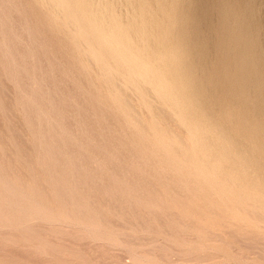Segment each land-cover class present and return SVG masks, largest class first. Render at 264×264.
<instances>
[{
  "label": "rangeland",
  "instance_id": "rangeland-1",
  "mask_svg": "<svg viewBox=\"0 0 264 264\" xmlns=\"http://www.w3.org/2000/svg\"><path fill=\"white\" fill-rule=\"evenodd\" d=\"M7 1H9V3ZM13 1H14V3H13ZM35 1L36 0H11V1L10 0H0V32H1L0 33V38H1L0 39L1 40L0 41L1 42L0 43V45H1L0 46V108H1L0 109V169H1L0 170V187L2 188V189H0V191H1L0 192V200H1L0 201V210H1L0 211V214H1L0 215V217H1L0 218V225H1L0 226V264H133V263L134 264H182V263L183 264H264V216L261 217V214L264 213V208L262 206H260L261 204L259 205V203L255 201L256 197L258 196V193L260 194L259 195L260 197H262V196L264 197L263 181H262V184L259 183L260 180H262V178L264 180V177H262V176H264V175H262V174H264V171H263L264 168L262 167L264 165V164H262V163H264V162H262V161H264V159H263V157H260L262 152H263L262 151L263 149L259 146L261 148V150H259L260 148L257 147L258 145H256L259 143L254 142V140H256V137L249 138L252 135H248L249 143L252 141L251 146L249 148L251 150L252 146L255 144V146L257 147L256 152L255 151L252 152V150L249 151L248 150L249 148H245L242 146L243 144H245L246 147L248 146V144H247L248 141L245 138L247 136H244V135L241 136L246 141L243 140L241 137L239 138V139H241L240 142H242V140L244 141V142H242V144L238 143V144H241L240 146L234 142V141L239 142V139L237 138L239 136L235 137L234 136L235 132L233 135L231 133L232 132L231 129L234 128L236 133L239 131L240 133L237 135L245 134V133H243L245 128H242L244 126H242V125L240 126L242 130L240 129V127H239V130L238 129L236 130V128H237L238 123L242 124V122H240L239 119L240 118L242 119V117H243L242 114H244V113H242L240 115H239V113L245 112L246 109H245V105L243 103H241V100H240V102H238L239 100H237V98H236V97H238L237 94L235 95L236 97H234L233 94L231 95V93L228 91L230 93L229 95H231V98L236 102L235 103L233 101V103L235 105L237 104L238 105L237 107H240V108H238L240 110H237V108H234L235 112H237L239 116L242 115V117L237 116V114H235V112L233 113L232 111H234V109L230 110V109H232L233 106L235 107V105L233 103H231L232 99L230 97H228L229 103L226 101L227 96H229V95H227L226 97L224 95L228 94L225 92V89H228V87H226V84H225V87H224V85H222L223 86V88H222L221 84L225 83V82L221 81V79H224V78H221V77H223L224 73L222 71L224 69H221V71L219 69L220 67L224 68V66H223V64H221L223 62L218 63V61H219L218 59L221 60V58H219L220 55L222 56L224 54V52H223L224 49L228 48V47L225 48L227 46L228 39H225V36H224V34L227 35L226 34L227 28L224 26H222L223 28H221V26H220V25H222V22L225 21V20H223L224 16H225V19L227 18L226 21L229 22V19L231 20V17H232V19L234 17L236 18L238 16V15L236 16V14H239V13L242 14L243 13L242 15L239 14V15H241L240 17L244 18L247 15L248 16L247 20H249V21L251 20V24L254 23L255 25H257L259 23L257 21H261L260 24H258L259 26L262 25L260 27H258V26L255 27L254 24H252L253 28L255 29L253 31V32H255V35H257L256 34L257 31L259 32V28L261 30V32H259V33H261V37H260V34H258L259 38H258V35L256 36L257 38H255V36L253 38L257 39V41H256L257 46L261 45L260 47H257V49H261V50L264 49V29H263L264 28V26H263L264 25V20H263L264 19V4H263L264 0L263 1L262 0H258V1L257 0H254V1L253 0H250V1L249 0L248 1H246V0L245 1L244 0H238V1L237 0H230L231 6H229V8L227 7L230 4L229 0H177V3H176L178 5V7H176L178 13L175 16L179 17L180 25L182 27L184 25L186 27L185 29H187L186 32H185V30L184 31L181 30V33L185 34V39L182 40L183 41L182 42L183 49L189 50V51L191 50L192 52L197 51V53H198V55H200V57L202 55H204L201 57L203 60L200 59V57H199L200 60L197 59L195 61V63H196L195 66H197L196 69H198L200 66L202 68H205V65L207 63L210 65V63H209L210 59H212V58L214 59V57H217L219 55L218 58L215 59V61L214 60L211 61L212 62L211 64L213 65L216 62V60H217V63L219 65L221 64L220 67H218L217 63L214 64V66L217 64L216 67H217L218 72H219L218 74L220 76L222 75L221 77H219L221 79L218 78L220 80V82L218 79L215 81L216 83H218V87H220V88H218V87L216 88L215 86L217 84L215 83L216 84L215 85L213 82V80H215L216 77L219 76V75H216L217 74L216 67L210 66V67H214V69L216 70V73L213 72V70H214L213 68H211L213 70L210 71V69H209L210 67H207L208 64L205 68L206 69L205 72H207L208 74L205 73L204 71L198 72L199 70H203L201 67L199 68V70H197V77H199V75H200V78H199L200 80H201V77L204 76L203 80L206 79V81H209V82H206V84H207L206 87L207 88L209 87L208 91L211 92L209 94H208V92L204 93L207 90V89L202 90V88H204L206 85L205 80L203 81L204 83H202V80L200 81L198 79L200 81L199 82L200 85H201V83L203 84L202 88H201L202 85L201 86L198 85L199 86L198 90H200V88H201V91H203V92L199 93L200 99L202 100L203 97H205L206 95H209L208 97L212 98L211 101L207 98L206 99L204 98L205 100L208 101V102L206 101V103L204 100H202V101H204L203 103L201 101L202 105H205V107L207 106L206 107L207 110H204L205 107L204 108H203V106L201 107V108H203V109H201L202 111L203 110L207 111V113L202 112L201 114H203L205 116L207 114L209 116L212 113V112L210 113V110L212 109L213 113L209 117L206 116V118L208 120L211 118V120L214 121L213 123H216L215 121H217V119L219 118L220 113L221 114L224 113L226 115L228 112L229 114L226 116L223 114L222 115L220 114L221 116L226 117V119H224L225 118L224 117L220 121L222 122V120L224 119L223 122H226L228 126L231 125L230 126L231 128L230 127L226 128L228 126L227 125L225 126L223 122H222L223 123V126H222L221 122L218 123L219 120L217 121V123L219 125L217 123H216L217 125L216 124L215 125L218 126V128H223V127L226 128V129H224L227 131V132L225 131L226 135H225L223 129L221 131V132H223V134L226 137L228 135L231 136L229 133L232 134V136H233L232 139L235 138L236 140H232L231 137H230V139L233 141V144L235 145L236 150H237V148H239L238 150L240 151L241 147L244 149H247V150H245L246 153L242 152L244 149L241 150L240 152L237 150L239 153H243L244 157L246 155H249L251 157V154H249V152L250 153L252 152L253 155L255 154L254 155L255 157L252 155L253 156L252 158L256 159V161L254 159L250 158L251 161L249 162L248 160H250V159L248 157L246 162L248 161L249 162L248 164H250V165H248L247 163H246V165H248L247 167L249 169L251 168V166H254V168L256 167V170H254V168H252L250 170L247 168L249 172H248V174H246L247 176L245 177V180L241 183L235 182V183L229 184L230 186L225 184V183H222L216 177H212L211 175L210 176L213 180L209 179L210 177H206L207 175L204 178V174L203 173L201 174L202 171H200V170L197 172L195 170V174L190 172L189 170H188L189 172L185 173L186 172L185 169L187 170V168L186 167L182 168V169H184V171H185L184 172L180 167L178 169L177 166H179V164L177 166L175 165V167H173V169L177 168V169H175V173L173 172L174 170H172V172H171V170H170V169H172L171 164H173V163H172V159H170V160L168 159L170 153H168V154L166 153L168 149L167 148L165 149V146L163 145L162 140H159L157 138L158 136L160 138V135H161L160 133L162 131L158 130L155 127H154V131H152L153 129H150V128H153L152 124H153V126H155V125H154V122L152 123V121H154V120H149V117H150V119H153V118L151 116L147 117L148 113L146 112V110L144 112V110H143L144 107L141 106L142 107V111H141L140 110L141 107L138 105L139 103L136 102L135 105H137V107L139 106V108H140L138 111L142 112L141 119L144 118V117H142L144 115L143 114V112H144L146 115L145 116L146 119H144V121H146V122H143V124H145V125H140V126H142V128H144L143 130H141L142 128L138 127L139 125L135 124L134 121H131V122H134L133 125L135 126V127H132L133 126L132 123L130 124L128 122V120L129 121L131 120L128 118L129 117L128 113L125 114V112H127V111L124 110L123 107L119 106L117 103H116L118 105L117 108L112 106V103L113 102L115 103V101L111 97L109 89L105 88V86L101 83V81L98 79V77L94 75L93 71L87 70L86 68H84L76 60V58L73 57V54H72L73 45L69 44V42L67 41V38L59 35L58 31L55 30L50 25H48L43 19V17H63V16L62 15L60 16V14H56L57 16H55V14L52 13V8L47 7L45 5L37 4V2H35ZM124 1H128V0H124ZM134 1L135 0H132V2H134ZM152 1L153 0H148V1L146 0V2H150V3H152ZM168 1L170 2L172 0H168ZM224 1H227L228 4L225 3ZM234 1L236 3H234ZM189 2H190V4H189ZM216 2H218V3H216ZM241 2H243V4ZM222 3L223 4L225 3L226 5L225 4L223 5ZM234 4L236 7L233 6ZM237 4H238V6H237ZM245 4H246V6H245ZM33 5H34V7H33ZM251 5H253V6H251ZM260 5L261 6L263 5L262 6L263 8ZM201 7H202V9H201ZM224 7L225 8L227 7V10H229L232 7V10H229L228 11L229 13H227V15H225L226 14L225 11H227V10ZM188 8H190V10ZM221 8H223L224 11ZM235 8H236V10H235ZM256 8H258V9H256ZM38 9H40V10H38ZM118 10H119L118 11L119 16H124V13L120 12L121 10L124 11V8L118 9ZM237 10H238V13H236ZM239 10H240V12H239ZM244 10L246 13L244 12ZM262 10H263V12H262ZM218 11H219V14H221L220 12L223 11L224 16H222L223 14L219 15L217 13ZM231 12H234L235 14L232 13L233 15L230 16V18H229L228 16L231 14ZM187 13L190 15H188ZM251 17L255 18V21ZM35 18H37V19H35ZM209 18H211V19H209ZM193 19H194V21H193ZM218 21H219V23H216ZM23 22H24V24H23ZM228 22L224 23V24H227V27H228ZM231 22H235V21L231 20ZM233 24H231V26L234 27L235 23H233ZM1 25H3V26H1ZM6 25H8V26H6ZM211 26L212 27L214 26V27L212 28ZM208 27H210V28H208ZM217 27H219V29ZM196 28H198V29H196ZM224 28H226V29H224ZM222 29H223V32L221 31ZM51 30H52V33H51ZM188 30L189 31L193 30L192 34H190L191 31L189 32ZM187 31L189 32V34L187 33ZM218 31H219V33H221V36L223 39L221 38L220 34L217 36ZM235 31H233V33L235 32V34L236 33L239 34L238 33L239 31H237V30H235ZM186 33H187V35H186ZM222 33H224V34L222 35ZM229 33H230V31L228 32V34ZM233 33H231V34H233ZM252 35H254V33ZM217 37H219V38H217ZM4 38H5V40H4ZM192 38L194 40L196 39L197 41L191 40ZM254 39L253 40L251 39V41H252V43L255 44V42H253V41H255ZM225 40H227V41H225ZM258 40H260V41H258ZM221 41L222 42L224 41V42L222 43ZM229 41L230 42L232 41L233 44L236 43L235 47H237L238 45L240 46V47L238 46L237 48H235L234 45H231V43L229 42V44L231 46H233L234 47L233 49H235V50H238V48L241 50L243 48L242 45L244 46V48H249V49L251 48L250 47L251 45H254V44L249 43V46L246 47L245 42H243V40L241 43L239 41H236V40H234L235 41V43H234V41L231 39H229ZM248 41H250V40H248ZM217 42H218V44H216ZM219 42H221L220 43L221 45H223L226 42V45L224 44L225 45L224 47H222L220 45L221 46L220 47ZM257 42L258 43L261 42V43L258 44ZM9 43H11L12 45ZM188 43H190V44H188ZM2 44H4V46ZM5 44H7V45L9 44L10 46L8 45L9 46L8 47ZM256 44L254 45V49H256L255 48ZM52 45L55 47V49ZM197 45L200 47H198ZM215 45L220 47L223 51L220 50L219 48H218L219 49V51H218L217 46L214 47ZM192 46L196 50L192 49ZM3 48H6V49H3ZM8 48H10V49H8ZM213 48H214V50H213ZM231 48L232 47H230V49ZM8 50H10V52ZM204 50H205V54H204ZM227 50H229V49H227ZM7 51H8V53H7ZM215 51H216V54L218 53L217 55L215 54ZM208 52H209V55H208ZM213 55H216V56H213ZM5 57H7V58H5ZM197 58H198V56H197ZM205 59H207L206 64H204ZM6 68H8V69H6ZM207 70H209V71H207ZM220 72H222L223 74H221ZM198 73H201V74H198ZM209 74H211L210 80L207 79L208 77L206 78V76H208ZM214 75H216V77ZM213 76H214V78L212 79ZM211 79H212V83L214 85L210 82ZM210 83H211V85H209ZM212 86H213V88L215 87V89H214L215 92H214L213 88H212L213 92L211 91L210 87H212ZM218 89L220 90V92H217V91H219ZM222 89H223V91H222ZM219 93L224 94L223 99L221 97L222 95ZM212 94H213V96H212ZM219 95H221V96H219ZM105 96L108 98H105ZM201 96H203V97L201 98ZM218 96L220 98H218ZM213 97H214L215 101L220 103V104L218 103L220 107L217 105L219 107V111L221 110L220 109L221 105H224L223 103H225L226 106L225 105L222 106V110L224 108V110L227 112L221 110L222 112H220L218 114L214 113V110L217 109V106H216L217 102L215 104L212 103L214 101ZM109 98H112V99H109ZM3 99L6 100L7 102L4 101ZM217 99H219V101ZM112 100H113V102H112ZM104 102L105 103L109 102L108 103L109 105L105 104ZM211 103L213 104V105H211V106H213V108L208 106ZM239 103H241V105L243 104V106H242V109L244 108L243 111L241 109V106H239ZM116 104H115V106H116ZM206 104H208V105H206ZM227 104L230 105L229 106L230 109L228 108ZM214 105H215L216 109H215ZM95 107H97V108H95ZM108 107L113 108V109L110 110V108L108 109ZM118 107H119V109L121 108L120 109L121 111L118 109ZM225 107H227L228 110ZM208 108H211V109L209 110ZM109 110H110V115H111V111H112V115L115 114L113 112L117 111L115 116L120 115L121 116L120 118H122L123 121L126 118H124L122 115L125 114V117L128 116L127 117L128 120L127 119L126 120H127V124L129 126L127 125V127L126 128L124 127V128L127 131L129 128L132 131L139 129L140 133H141V131L143 132V133H141V136H142V134H147V135H143L142 140H145L146 137H148V135L151 133L150 131L153 132L152 137L154 136V133H156L157 134L156 138H157V140L160 141V143L157 144L156 146H158V145L161 146V144H162L163 146L161 148H164L166 150V152L164 151V149L162 151V149H160L159 146L156 147V149L154 148L155 147L154 145L156 144V139H155V136H154V138H152L150 136L151 134L149 135L151 138L148 137L146 139L147 142L146 141H144V142H146L145 144L149 143L147 145L150 146L152 150H155V152H157L159 149H160V152L161 151H162V153L165 152L162 155H163L164 159H166L165 157H167V159L169 161H167V159H166V160H163V162H161L162 160H160V159L161 158L163 159V157H160L161 156V155H159L160 153L154 154L153 151L148 146H147V148L150 149L151 153H149V150H148L147 154H146L145 150H147V148H145L144 151L141 150V148L143 149V147L146 146L145 144H144L145 146L142 145L144 143V142L142 143V141H141V145L143 147L140 144H138L136 146L137 143H140V141H138V139L141 140V138H142V137L136 135V134H139V132H137L138 130L135 133L132 132V133H134V136H132L131 132L130 133L126 132V130H124L122 128L126 123L123 122L122 119H121V121H122L121 122L119 116L118 117L116 116L117 118H115V117H113L114 115L113 116L111 115L113 117L111 119V116H109ZM208 110H209V112H208ZM217 110L215 112H217ZM119 111L120 112L124 111V112H123V114L122 113L118 114ZM239 111H241V112H239ZM230 112H231V116L234 115L233 116L234 118L239 117V119L237 118L238 120L234 119L232 117L236 123L235 127H233L231 123L227 122L231 119V117L229 116ZM232 113H233V115H232ZM249 113H254L255 115L251 114V115H249L250 117H248V115L244 114V116L245 115L246 116L243 117V119H242L243 123L245 122L246 117H248L247 119H249V120H250V118H252L254 121H255V119H257L259 117L258 116L259 113H257L256 111L253 112V110H250ZM12 114H14V115H12ZM102 114H105V115L102 116ZM213 114H215L214 118L212 116ZM33 115H35V116H33ZM94 115H95V117H94ZM216 115H218V116H216ZM96 116H97V118H96ZM255 116H258V117H255ZM98 117L101 120H103L104 122L103 121L101 122V120H97V119H99ZM103 117H106L108 119L107 120H106V118L103 119ZM228 117H230V118L228 119ZM110 119H111L112 123H109ZM116 119H118L120 121V123L123 125H121ZM115 121L117 123L116 125L119 124L118 125L119 127H117L115 125L117 130H116L115 126L113 125L115 123ZM142 121H143V119H142ZM149 121H151V123H149ZM236 121H238V122H236ZM106 122L109 124H107ZM168 122H169L168 124L173 125L174 128L176 127L175 129L170 128L171 126H169V125H168V127L170 129L167 127L169 130L174 129L173 130L174 132L171 130L173 132L171 134V137L173 135V137L175 136V139H176V137L178 136V133L180 132V131H178L179 129L178 130H176V129L180 128V127H178V125L174 122H172L173 124H171L170 123L171 120ZM232 123L234 124V122H232ZM164 124H162V126L163 127L165 126L164 127V130H165L167 125L166 124L164 125ZM174 124H176V125H174ZM148 125H150V128ZM136 126H137V128H136ZM219 126H222V127H219ZM101 127L103 128V130ZM105 127H107L106 129L108 131L105 129ZM109 127L111 129L110 131H109ZM118 128H120V130ZM132 128H134L135 130H133ZM130 129H129V131H131ZM149 129H150V131H149ZM168 129H166V130L168 131ZM227 129L231 130V132H229ZM157 130H158V133L161 131L159 133V135L157 132H155ZM119 131H121L120 132L121 134L119 133ZM123 131H125V132H123ZM107 132H111L112 134L111 133L109 134ZM147 132H150V133H147ZM168 132H170V131H168ZM241 132H242V134H241ZM104 133H106V134H104ZM116 133H118V134H116ZM113 134L116 135V137H117V135L119 138L121 137L122 138V139L120 138L121 141L119 140L118 137L116 139V137ZM130 134H131V136H130ZM246 134H248V133H246ZM105 135L107 136V138ZM135 135H136V137H139V138L137 139L135 137ZM179 135H184L182 130L179 133ZM126 137L128 139H124L125 141H128L132 137H135L136 139L135 138L134 139L138 142H136L135 140H132V141L136 142L135 146H134V142L132 143L131 140L129 142L132 145L129 144V142L124 143L125 141L123 140V138H126ZM144 137H145V139H144ZM173 137H172V139H174ZM227 138H229V137H227ZM149 139H151V140L153 139V143H154L153 146L154 147L151 146L152 141ZM148 140L151 142H148ZM253 142H254V144H253ZM112 143H115V144H112ZM125 146H126V148H128L130 150L126 149ZM139 146L141 148H139ZM255 146H253V148H254V149L252 148L253 150H255ZM117 147H120L121 149H119V148L117 149ZM134 147H135V149H137V147H138L139 151L138 150L135 151ZM257 149H258L259 155H256V154H258ZM114 150L119 151L120 154ZM140 150L144 153L143 154L141 152L143 156H148V154L149 155L151 154L152 156L154 154V156H156V158H155L154 156L152 157L150 155L151 157L150 156L148 157L150 159H147V157H145L146 158L145 159L143 157V159H145L144 160L145 162L148 160L147 163L150 167L144 161H142L143 159H141V158L139 159L140 153H138V152H140ZM247 151H249V152H247ZM132 152L137 153V154H135V156H134V154ZM121 153H123V155ZM110 154H111V156H110ZM175 154L178 155V152L175 153V151H174V154H173V151H172V155L170 157H173V155H174L173 158H177V156ZM157 155H159L158 157H160V159H157L158 158ZM188 155H189V152L187 151V158L189 157ZM128 156H129V158H128ZM257 156H258V159L262 160L261 161L262 163L256 158ZM262 156H264V155L262 154ZM136 157H138V158H136ZM132 158L136 159V161ZM178 158H177V160L173 159V161H175L174 164L178 163V162L176 163V161H178ZM109 159H110V161H109ZM151 159L153 160L152 161L153 163H154V160L155 161L160 160L162 165L165 162L164 164L166 165V168L170 172L167 169H164L165 166L162 167L160 162L156 163V165H155V163H154V165L153 164L151 165L149 163V162H151L150 161ZM98 160H100V161H98ZM131 160H133V161H131ZM139 160H141V161L138 164L137 161H139ZM179 160H180V158H179ZM188 160L189 159H187L186 161H188ZM252 160L255 162L253 163ZM257 160L261 163L260 164L261 166L259 165L261 167L260 169H259V166H258V168L256 166V165H258L256 163V162H258ZM60 162H61V164H60ZM134 162H135V164H134ZM123 163H125V164H123ZM127 163H128V165H127ZM251 163H253L254 165L253 164L251 165ZM43 164H45V165H43ZM129 164H130V167H132V169L135 167V165H137V166L139 165L138 167H135V168H137L136 169L137 172L135 171V168H134V170H132L129 167ZM168 164H170V167L167 166ZM174 164H173V166H174ZM144 165H146L147 167ZM157 165H158L159 171H157ZM159 165H160V167H159ZM142 166H144V168ZM10 167H11V169H10ZM44 167H45V169H44ZM47 167H48V169H47ZM126 167H127V169H126ZM161 167L164 170L161 169ZM151 168L152 169L155 168L156 172H155V170L152 171ZM129 169H131V171H129ZM140 169L142 171H140ZM180 169L183 172V174L185 173V176H183ZM257 169H259L260 172H258L259 170H257ZM48 170H49V172H48ZM162 170H163V172H166V173H163ZM165 170H167V171H165ZM253 170L255 172L256 171L258 172V173H256V175H258V174L262 175V176H259L262 178H259L256 175H255L256 177L251 176L252 174H255L253 172ZM261 170L263 173L261 172ZM178 171H180L179 172L180 175H177ZM53 172H54V174H53ZM138 172H140L141 174H139ZM142 172L144 174H147V175H143ZM157 172H160V173H158L159 175L157 174ZM168 172H169V174H168ZM198 172H200L199 173L200 177H199ZM250 172H253V173L250 174ZM173 173L175 175H177V177L175 175H173ZM188 173H192L194 175L191 176V174L188 175ZM196 173L198 174V177H196V179L198 178L199 181L194 179ZM156 174L159 177L160 176H162V177L158 178L156 176ZM163 174H165V175H163ZM166 174L169 176H167ZM181 174H182L183 178L181 179V177H180V179H181L180 180L178 176H181ZM249 174H250V176H249ZM61 175H62V178H60ZM137 175H140V176H137ZM170 175L171 176L173 175V178ZM187 175L189 176L188 180L190 179L189 180V187L191 186V182H192V186L194 185L193 187H197V188H194V193H193V187L189 188L186 186V185H188V183H187L188 180L184 184L182 183L183 179L186 180ZM110 176H114V177H110ZM142 176L144 177V179ZM190 176H191V178H190ZM8 177H11L12 179L8 178ZM19 177L21 179H19ZM106 177L108 179L110 178L109 179L110 181ZM137 177L138 178L140 177V178L138 179ZM146 177H148L147 178V184L145 183ZM175 177H176V179H175ZM251 177L252 178L255 177V179L253 178V180H256L259 182L253 181L254 183H257V184L252 185V183L250 182V181H252ZM34 178L36 180L38 179V181H37L38 183L35 182L36 180H34ZM162 178H165V179H162ZM170 178H172V179H170ZM177 178L179 181H177ZM200 178L201 179L203 178L202 179L203 181ZM214 178H216L217 181H215L216 179L214 180ZM249 178H251V179H249ZM256 178L259 180H257ZM9 179H11V180H9ZM64 179H66L65 180L66 183L64 182ZM103 179H106V180L103 181ZM137 179L140 181L138 182ZM73 180H74V183H72ZM136 180H137V182H135ZM149 180H150V182H149ZM154 180H155V182H154ZM157 180H159V182ZM175 180H176V182H175ZM193 180H196L195 183ZM211 180H212V182H210V184H209L208 182ZM22 181L26 182V184L28 186L26 187L25 183L22 184L23 183ZM31 181L33 183H31ZM70 181H72V182L70 183ZM100 181L102 183H100ZM170 181L172 183H170ZM213 181L215 183H213ZM111 182H113V183H111ZM199 182H200V184H199ZM12 183H14V186ZM42 183H44V185L46 183V186H47V184H49L47 187H49V188L52 187L53 190H55V191H52V188L51 189L47 188V189H49V191H48L47 189H45L46 187ZM142 183H145V184H143L141 186L140 184H142ZM204 183H206V184H204ZM1 184H3V185L1 186ZM29 184L31 185V187H29L30 186ZM41 184H42L41 188L45 187L44 189H41L39 187V185H41ZM197 184H198V186H197ZM258 184H260V185H258ZM6 185L8 186V188L13 189L12 192H15V190H16V192H15L16 194L12 193L11 189H8ZM23 185H24V187L27 188L26 189L27 192L30 191V193H29L30 196L28 194V198H26L27 192L23 193L25 195V197L22 195V191L24 192ZM33 185H34V187H32ZM36 185H37V187H36ZM175 185H177L178 187L174 188L173 186H175ZM180 185H185V186H181V187H184L185 189L180 188V190H179ZM3 186H4V188H3ZM69 186H70V188H69ZM119 186H120V188H119ZM63 187H65V188H63ZM66 187L68 188V190H66L67 189ZM84 187H86V188H84ZM109 187H110V189H109ZM142 187H143L144 191H143ZM199 187H200V189H199ZM243 187L244 188L246 187L247 189H244ZM134 188H137V189H134ZM251 188L254 189L252 191H254L255 193L258 192L257 194H254L255 198L252 197L253 194H252ZM17 189H18V192H17ZM60 189H62V190L64 189L65 192L69 191V193H67V192L65 193L64 190H63V192H64L63 193L60 191ZM196 189H199V190H196ZM9 190L12 194H14V195L11 194L14 197H11V195L8 196L10 194ZM19 190H20V192H19ZM45 190L48 193L51 191L50 195H48ZM71 190H73V191H71ZM191 190H192V193H191ZM211 190H212V192H211ZM215 190H217V191H215ZM246 190L248 193L247 195L249 197H246L247 196L246 192H245ZM42 191H44V193H46L48 196H45L46 194H43ZM213 191H214V193H213ZM248 191H251V192H248ZM7 192H9V193H7ZM70 192L74 196H72L70 194ZM179 192L183 193V194H181L182 196H180ZM199 192L202 194H199ZM206 192H207V194H206ZM208 192H209V195H208ZM261 192H262V195H261ZM17 193H19L18 197L21 198V200H23V202H25L26 200H27V202H29L27 204L25 203V206L27 205L26 207L24 206V203L21 200H19L17 197H15V195L17 196ZM20 193H21V197H20ZM53 193H55V194H53ZM73 193H76V194H73ZM120 193H121V196H120ZM122 193L123 194L125 193L126 195H123ZM149 193H153V194H150V196H149L148 195ZM219 193H220V195H219ZM221 193L224 194L223 196H225L226 198L231 197V198H229L228 201L233 202L234 205L229 204V202L226 200L225 197L222 196ZM65 194H67V195H65ZM113 194H116L117 196L113 195ZM175 194H177V195H175ZM213 194L215 197L211 196ZM63 195H65V197ZM146 195H148L147 198H145ZM197 195H200V196H197ZM5 196L7 198H5ZM33 196H36V197H34L36 200L35 199L31 200V198H33ZM70 196H72V197H70ZM218 196L222 199H220ZM232 196H234V197L236 196V197L232 198ZM22 197H23V199H22ZM131 197H132V199H131ZM150 197H151V200H150ZM172 197H175V198H173L171 200ZM10 198L13 200V202L11 201ZM15 198L18 200L16 201ZM40 198H42V199H40ZM45 198H48V200H46ZM62 198L63 199L65 198L66 200L64 199V201L63 200L61 201ZM187 198H188V200H187ZM3 199H4V201H3ZM7 199H9V200L7 201ZM38 199H39L40 203H39ZM44 199L46 200V202H44L45 201ZM56 199L59 201L57 202ZM233 199L234 200L236 199V200L234 201ZM129 200H130V202H129ZM132 200H134V201L132 202ZM148 200H150V201H148ZM15 201H16V204H15ZM30 201L33 205L30 203ZM50 201H51V203H50ZM78 201H80V202H78ZM65 202L67 204L69 202H71V206L69 204L66 206ZM235 202H237V203L235 204ZM20 203H22V204H20ZM150 203H153V204H150ZM159 203H161V205L163 203V205L161 206ZM3 204H5V205H3ZM11 204L12 205L15 204L17 206L13 205V207H12ZM18 204H20L19 205L20 208L22 206H24L23 207L24 209L23 208L21 209L22 212H21L20 208L18 209V207H19ZM34 204L36 206H34ZM84 204H85V206H83ZM205 204H207L206 207H205ZM57 205H59V206H57ZM78 205H80V207ZM239 205H243L242 207L243 208L245 207V208L243 209ZM8 206H9V208H8ZM76 206H78V207H76ZM203 206L205 209H203ZM207 206L209 209H210V207L212 209L214 208L216 211L215 214H214V210H213V212H211L212 209L210 210V212H208L209 209L207 210ZM31 207L32 208L34 207L33 210H31L32 209ZM50 207H53V208L51 209ZM83 207H84V209H83ZM236 207H239V208H236ZM240 207L242 209H240ZM13 208H15V209H13ZM28 208L32 212H30V210H28ZM38 208H40V209H38ZM41 208H43V210ZM224 209H225V211H224ZM235 209H236V211H235ZM24 210H25V212H23ZM60 210H62V211H60ZM168 210H170V211H168ZM238 210H240L241 215H240ZM38 211H40V213ZM49 211H50V214H49ZM73 211H74V213H73ZM132 211H133V213H132ZM154 211L156 213H154ZM220 211H222V212H220ZM241 211L242 212L245 211V212L242 213ZM35 212H38V213H35ZM46 212H48V214ZM58 212H59V214L57 215ZM172 212H174L176 215H174ZM177 212H178V215H177ZM180 212H182V213H180ZM223 212H224V214H223ZM18 213H20V215ZM42 213H43V215H41ZM218 213H220V215H218ZM12 214H14V215L12 216ZM29 214H31V215H29ZM169 214L171 217L169 216ZM221 214L226 216V217L222 216ZM242 214H244L246 216V219H245L244 215L242 218ZM252 214H254V215H252ZM17 215H18V217H17ZM236 215H238V216L235 217ZM42 216H43V218H42ZM59 216H60V218H59ZM227 216H229V217L231 216V218H229ZM248 216H249V218H248ZM251 216H252V218H251ZM5 217H6V219H5ZM221 217H223V218L221 219ZM239 217H241V218H239ZM258 217H260V220ZM61 218L65 222L63 220H61ZM80 218H82V219H80ZM228 218L230 219V221L228 220ZM235 218H237V219H235ZM183 219H184V221H183ZM193 219H195V220H193ZM231 219H232V221H231ZM249 219H250V221H249ZM66 220L69 222H72V223L66 222ZM220 220H222V221H220ZM17 221H18V223H17ZM49 221H50V223H49ZM58 221L61 223H59ZM194 221H196V222L194 223ZM238 221H240V224H242L243 226L238 225V223L235 224ZM75 222H77V223H75ZM218 222H220V223H218ZM233 223L235 224V226L233 225ZM248 223H249V225H248ZM250 223H252V225ZM207 224H209L210 226L208 227ZM261 225H263V226H261ZM80 227H82V228H80ZM206 227H207V229H205ZM244 227L246 228L247 231L245 230ZM260 229H261V231H260ZM258 233H260L261 235L263 234L262 235L263 238ZM256 234H258V235H256ZM191 238H193V239H191ZM9 240H11V241H9ZM10 244H12V245H10ZM38 245H40V246H38ZM207 257H208V259H207Z\"/></svg>",
  "mask_w": 264,
  "mask_h": 264
},
{
  "label": "bare ground",
  "instance_id": "bare-ground-1",
  "mask_svg": "<svg viewBox=\"0 0 264 264\" xmlns=\"http://www.w3.org/2000/svg\"><path fill=\"white\" fill-rule=\"evenodd\" d=\"M11 1V0H10ZM148 1V0H147ZM238 1V0H237ZM245 1V0H244ZM246 1H248V0H246ZM250 1V0H249ZM254 1V0H253ZM252 1V2H253ZM258 1V0H257ZM263 1V0H262ZM6 2V1H5ZM8 3H9V1H7ZM35 2H37V4H40V5H45V6H47V7H50V8H52V13L53 14H55V16H57L56 14H60V16L62 15L63 17H43V19H44V21L48 24V25H50L51 27H53L55 30H57L58 31V33H59V35H61L62 37H65V38H67V41L69 42V44H71V45H73V52H72V54H73V57L74 58H76V60L84 67V68H86L87 70H91V71H93L94 72V75L95 76H97L98 77V79L101 81V83L105 86V88H107V89H109V92H110V95H111V97L114 99V101H115V103L113 102V100H112V106H114V107H116L117 108V106L119 105V106H121V107H123V109L124 110H126L127 112H125V114L126 113H128V115H129V119H131L130 121L128 120V118L127 117H125V114L124 115H122L124 118H126L127 120H128V122L131 124L132 123V125H133V123L135 122V124H138L139 126L138 127H141L142 128V126H140V125H145V124H143V122H146V121H144V119H146L145 118V110H146V112L148 113L147 114V117H149V116H151L153 119H150V117H149V120H154V121H152V123L154 122V125L155 126H153V124H152V127L153 128H150V125H148L149 126V128L150 129H153L152 131H154V127L155 128H157L158 130H161L159 133L161 134L160 135V138H159V136L157 137V134L156 133H154V136H155V139H156V144L154 145V143H153V139L151 140V139H149V140H151V141H149L148 140V142H151V146H153L155 149H156V147H160V149H162V151H163V149L164 148H161L163 145L165 146V149L167 148L168 150H167V152H166V150L164 149V151L168 154V153H170L169 154V160L170 159H172V163L174 164V162L175 161H173V159H176L177 160V158L179 157L180 158V160H179V158H178V161H176V163L177 164H174V166H173V164H171L170 162V164L172 165V169H170L169 167H170V164H168L167 166H169L168 168L171 170V172H172V170H174L173 172L175 173V169H177V168H175V169H173V167H175V165L177 166L178 164H179V166H177L178 167V169H179V167L182 169L183 167L185 168H187V170L185 169V171H184V169H182L185 173H187V172H192V173H194L195 174V170H196V172L197 171H202L201 172V174L203 173L204 174V178H205V176L206 177H210L209 179H212L211 178V176L212 177H216L219 181H221L222 183H225V184H227V185H229V184H232V183H235V182H237V183H241V182H243L244 180H245V177L247 176L246 174H248V165H250V164H248L250 161H251V159L250 158H252L254 155H253V151H255L256 152V148L257 147H261L263 150V152H264V49L263 50H261V49H257V47H260L261 45H259V46H257V44H256V41H257V39H254L253 37L255 36V38H257L256 36L258 35V34H260V37H261V33H259V32H261V30H260V28H259V32L257 31V35H255V32H253L255 29L253 28V26H252V24H254V23H252L251 24V20L249 21V20H247V18H248V16L246 17H240L242 14L241 13H239V14H241V15H239V14H236V16L239 18H233L232 19V17H231V20H234L235 22H231V20L229 19V22L228 21H226V19H225V16H224V14H223V11H224V9L223 8H221L223 11H221L220 13L221 14H219V11L217 12L219 15H222V16H224L223 17V20H225L224 22H222V25H220L221 26V28H223L222 26H224V27H226V28H224V29H226V31H227V35H225L224 33H222V35L224 34V36H225V39H228V42H227V46L225 47V48H227V49H229V50H227V49H224V51L220 48L221 46L222 47H224L225 45H226V42L223 44V45H221L220 43L222 42H219V46L220 47H218L217 45H215L214 47H216L217 46V50L219 51V49L220 50H222L223 52H224V54L221 56L220 55V57L219 58H221V60L220 59H218L219 61H218V63L219 62H223V63H221V64H223V66H224V68H221L220 67V65L217 63V60H216V62L215 63H217L218 64V67H220L219 69H220V71H221V69H224L222 72L224 73H222V72H220L221 74H223V77H221L218 73V69H217V64L214 66V64L212 65L211 63V61H215V59L216 58H218V56L217 57H214V59L212 58V59H210V61H209V63H210V65L208 64V66H207V64H206V60L208 59H205V63L204 64H206L205 65V68H206V66L207 67H210V66H214V67H216V70H217V74L216 75H219L218 77H216V75H214L215 77H216V79L215 80H213V82H214V84L216 83L215 81L219 78V77H221V78H224V79H221V78H219V79H221V81H223V82H225V83H223V84H221V86L222 85H224V87H225V84H226V87H228V89H225V92L226 93H228V94H226V95H224L223 93H219V94H221V95H219V96H221L222 97V99H223V95L226 97L227 95H229L230 93H231V95L233 94V96L234 97H236L235 95L237 94V96L238 97H236L237 98V100H239L238 102H240V100H241V103H243L244 105H245V109H246V111L245 112H241V111H239V112H241V113H239V115L240 114H242V113H244V114H246V115H248V117H250L249 115H255L254 113H249L250 112V110H253V112L254 111H256L257 113H259V117L258 116H255V117H258L257 119H255V121L252 119V118H250V120L249 119H247L248 117H246V119H245V122L243 123V121H242V119H243V117H245L244 116V114H242L243 115V117H242V115L241 116H239L238 115V113L237 112H235V109L234 108H237V110H240V109H238V108H240V107H237L238 105L236 104H234L233 103V99L231 98V95H229V96H227V99H226V101L228 102V97H230L231 99H232V101H231V103H233L234 105H235V107L233 106L232 107V109H230L229 108V104H227L228 105V108L230 109V110H233L234 109V111H232L233 113L235 112V114H237V116H239V117H242V119L240 118L239 119V117H237L236 115V117L239 119V121L240 122H242V124H240V123H238V125H237V128H236V130L238 129L239 130V127L242 125V126H244V127H242V128H245V130H244V132L243 133H245V134H242V132H241V134L242 135H237V134H239L240 132L238 131L237 133H236V131L234 130V128L233 127H235V121H234V119H237V118H234L233 116V113H232V115L233 116H231V112H230V117H231V119L229 120V121H227V122H229V123H231L232 124V128L233 129H231L232 130V132H231V130H228L229 132H231L233 135H234V132H235V137L236 136H239V137H237L238 139L241 137V136H247V137H245L246 138V140L248 141L247 142V144H248V146L246 147L245 146V144H243L242 146L243 147H245V148H249L250 146H251V143H252V141L249 143V139H248V135H252L251 137H249V138H253V137H256V140H254V142L255 143H259V144H256V145H258L257 147L255 146V144H254V142H253V146H255V150H253L254 148H253V146H252V148H251V150H252V152L250 153L249 151H251L250 150V148L248 149L249 151H247V152H249V154H251V157L249 156V155H246L245 157H244V154L243 153H239L241 150H243L244 148H240L241 150L239 151L238 149L239 148H237V150L239 151H237L235 148V145L233 144V141L232 140H236L235 138L234 139H232V134L231 133H229L231 136H227V137H229V138H227L225 135H226V133H225V131L226 130H224V129H226V128H229L231 125H227V123L226 122H223V120L224 119H226V115H228L229 113L227 112V111H225L224 110V108H223V110H222V106H226V104L225 103H223L224 105H221V110L222 111H225V112H227V114L225 115L224 113H222L223 115H225L224 117L223 116H221L222 114L220 113V112H222L221 110L219 111V102H217V101H215L214 100V97H213V100L215 101H213L212 103H216L217 102V104H216V106H217V109H216V107H215V105H214V107H215V109L217 110V112H215L216 110H214V113L216 114H218V113H220L219 114V118L217 119V121H218V123L219 122H221L220 120L222 119V118H224L223 120H222V122L224 123V125L226 126H228V127H223V128H218V126H216L218 123H217V121H215L216 123H213L214 121H212L211 120V118L208 120L207 118H206V116L207 117H209V116H211V114L213 113V110L211 109V108H208L209 110H210V115L208 116L207 114H206V116L205 115H203V114H201L202 112L203 113H207V111H204V110H207L206 109V107H205V105H202V103L205 101V103H206V101L207 100H205L206 98L207 99H209L210 101L212 100V98H209L208 96L209 95H206L205 97H203V96H201V98L203 97V99L202 100H204V101H202L201 99H200V95H199V93L200 92H203V91H201V88L203 87V84L202 83H204L203 81L205 80V84H206V82H209V81H206V79H204L203 80V77L204 76H202L201 77V80H202V83H201V85H200V75H199V77H197V70H199V68L201 67H199L198 69H196V67L197 66H195L196 65V63H195V61L198 59V60H200V59H202L201 57L202 56H204V55H202L201 57H200V55H198V53H197V51H194V52H192L191 50L189 51V50H184L183 49V47H182V40L183 39H185V34H183V33H181V30H185V32H186V30L187 29H185L186 27L183 25V27L180 25V21H179V17H176L175 15L178 13V11H177V9H176V7H178V5L176 4L177 3V0H172V1H168V0H153L152 1V3H150V2H146V0H135L134 2H132V0L130 1V0H128V1H124V0H36ZM188 2V1H187ZM204 2V1H203ZM219 2V1H218ZM218 2H216V3H218ZM225 3H227V1H224ZM12 3V2H11ZM13 3H14V1H13ZM17 3V2H16ZM210 3V2H209ZM224 3V4H225ZM229 5L227 6L228 8H229V6H231V2H230V0H229ZM234 3H236L235 1H234ZM242 4H243V2H241ZM246 3V2H245ZM254 3V2H253ZM189 4H190V2H189ZM198 4V3H197ZM211 4V3H210ZM221 4V3H220ZM223 4V3H222ZM223 4V5H224ZM228 4V3H227ZM239 4V3H238ZM238 4H237V6H238ZM259 4V3H258ZM262 4V3H261ZM264 4V3H263ZM212 5V4H211ZM215 5V4H214ZM218 5V4H217ZM226 5V4H225ZM241 5V4H240ZM31 6V5H30ZM44 6V7H45ZM208 6V5H207ZM220 6V5H219ZM218 6V7H219ZM233 6H235V4L233 5ZM245 6H246V4H245ZM249 6V5H248ZM251 6H253V5H251ZM261 6V5H260ZM263 6V5H262ZM261 6V7H262ZM33 7H34V5H33ZM37 7V6H36ZM41 7V6H40ZM223 7V6H222ZM227 7L225 8L226 10H227ZM236 7V6H235ZM240 7V6H239ZM244 7V6H243ZM124 8V11H120L121 13H124V16H119V10L118 9H123ZM220 8V7H219ZM238 8V7H237ZM263 8V7H262ZM261 8V9H262ZM180 9V8H179ZM189 10H190V8H188ZM197 9V8H196ZM201 9H202V7H201ZM209 9V8H208ZM207 9V10H208ZM213 9V8H212ZM218 9V8H217ZM256 9H258V8H256ZM38 10H40V9H38ZM183 10V9H182ZM181 10V11H182ZM229 10H232V7L229 9ZM229 10H227V11H225L226 12V14L225 15H227V13H229L228 11ZM235 10H236V8H235ZM47 11V10H46ZM49 11V10H48ZM51 11V10H50ZM200 11V10H199ZM202 11V10H201ZM242 11V10H241ZM33 12V11H32ZM205 12V11H204ZM224 12V13H225ZM236 12V11H235ZM239 12H240V10H239ZM244 12H245V10H244ZM249 12V11H248ZM252 12V11H251ZM256 12V11H255ZM262 12H263V10H262ZM207 13V12H206ZM235 14L234 12H231V14L228 16L229 18H230V16H232L233 14ZM236 13H238V10H237V12ZM246 13V12H245ZM259 13V12H258ZM36 14V13H35ZM188 14V13H187ZM204 14V13H203ZM208 14V13H207ZM260 14V13H259ZM10 15V14H9ZM188 15H190V14H188ZM261 15V14H260ZM51 16V15H50ZM59 16V15H58ZM251 16V15H250ZM42 17V16H41ZM203 17V16H202ZM2 18V17H1ZM187 18V17H186ZM194 18V17H193ZM220 18V17H219ZM251 18H253V17H251ZM258 18V17H257ZM23 19V18H22ZM35 19H37V18H35ZM41 19V18H40ZM188 19V18H187ZM192 19V18H191ZM195 19V18H194ZM194 19H193V21H194ZM205 19V18H204ZM209 19H211V18H209ZM243 19V20H242ZM254 19V21H255V18H253ZM260 19V18H259ZM184 20V19H183ZM196 20V19H195ZM217 20V19H216ZM262 20V19H261ZM264 20V19H263ZM23 21V20H22ZM21 21V22H22ZM33 21V20H32ZM30 22V21H29ZM227 23L228 22V27H227V24H224V23ZM231 22V23H230ZM257 22H259L258 24H260V22L261 21H257ZM7 23V22H6ZM216 23H219V21L218 22H216ZM230 23V24H229ZM233 23H235V26L233 27V26H231V24H233ZM22 24V23H21ZM23 24H24V22H23ZM44 24V23H43ZM183 24V23H182ZM186 24V23H185ZM221 24V23H220ZM257 24V23H256ZM255 25L254 24V26L256 27V26H258V27H260V26H262V25ZM27 25V24H26ZM200 25V24H199ZM206 25V24H205ZM212 25V24H211ZM219 25V24H218ZM217 25V26H218ZM226 25V26H225ZM234 25V24H233ZM1 26H3V25H1ZM6 26H8V25H6ZM22 26V25H21ZM210 26V25H209ZM216 26V25H215ZM232 28H231V27ZM264 26V25H263ZM30 27V26H29ZM212 27V26H211ZM214 27V26H213ZM212 27V28H213ZM192 28V27H191ZM208 28H210V27H208ZM207 28V29H208ZM211 28V29H212ZM218 29H219V27H217ZM195 29V28H194ZM196 29H198V28H196ZM264 29V28H263ZM28 30V29H27ZM54 30V31H55ZM201 30V29H200ZM199 30V31H200ZM214 30V29H213ZM230 31V33L228 34V32ZM235 30H237V31H239L238 33L239 34H235ZM4 31V30H3ZM41 31V30H40ZM189 31V30H188ZM187 31V33L189 34V32L191 31V33L190 34H192V31L193 30H190L189 32ZM212 31V30H211ZM222 32H223V29L221 30ZM225 31V30H224ZM233 31H235L234 33H233ZM6 32V31H5ZM4 32V33H5ZM31 32V31H30ZM50 32V31H49ZM48 32V33H49ZM195 32V31H194ZM213 32V31H212ZM254 33V35H252L253 33ZM1 33V32H0ZM3 33V32H2ZM51 33H52V30H51ZM187 33H186V35H187ZM214 33V32H213ZM231 33H233V34H231ZM252 33V34H251ZM197 34V33H196ZM202 34V33H201ZM220 34V36H221V33H219V31H218V34H217V36ZM205 36V35H204ZM191 37V36H190ZM209 37V36H208ZM8 38V37H7ZM217 38H219V37H217ZM221 38H222V36H221ZM258 38H259V35H258ZM1 39V38H0ZM3 39V38H2ZM55 39V38H54ZM210 39V38H209ZM216 39V38H215ZM223 39V38H222ZM229 39H231V40H236V41H239L240 43L242 42V40H243V42H245V46L246 47H248L249 46V43H251V44H254V43H252V41H251V39L253 40H255V41H253V42H255V44H256V46H255V48L256 49H254V45H251L250 47V49L249 48H244V46L242 45V47L244 48H242L241 50L238 48V50H235V49H233L234 47H235V41H234V43L235 44H233V42L231 41H229ZM4 40H5V38H4ZM191 40H194L193 38L191 39ZM196 40V39H195ZM194 40V41H195ZM205 40V39H204ZM208 40V39H207ZM218 40V39H217ZM221 40V39H220ZM248 40H250V41H248ZM261 40V39H260ZM260 40H258V41H260ZM1 41V40H0ZM197 41V40H196ZM209 41V40H208ZM225 41H227V40H225ZM262 41V40H261ZM4 42V41H3ZM9 42V41H8ZM193 42V41H192ZM210 42V41H209ZM224 42V41H223ZM222 42V43H223ZM229 42L231 43V45H234V47L233 46H231L230 44H229ZM248 42V43H247ZM1 43V42H0ZM5 43V42H4ZM258 43V42H257ZM259 43H261V42H259ZM258 43V44H259ZM9 44H11V43H9ZM8 44V45H9ZM188 44H190V43H188ZM206 44V43H205ZM216 44H218V42L216 43ZM239 44V43H238ZM3 46H4V44H2ZM6 46H8L7 44H5ZM12 45V44H11ZM232 47L231 49H230V47ZM1 46V45H0ZM10 46V45H9ZM8 46V47H9ZM53 46V45H52ZM198 46V45H197ZM211 46V45H210ZM239 46V45H238ZM237 46V47H238ZM253 46V47H252ZM12 47V46H11ZM54 47V46H53ZM198 47H200V46H198ZM237 47H235V48H237ZM240 47V46H239ZM7 48V47H6ZM6 48H3V49H6ZM15 48V47H14ZM188 48V47H187ZM219 48V49H218ZM253 48V49H252ZM8 49H10V48H8ZM45 49V48H44ZM54 49H55V47H54ZM192 49H195L193 46H192ZM2 50V49H1ZM196 50V49H195ZM202 50V49H201ZM206 50V49H205ZM205 50H204V54H205ZM208 50V49H207ZM213 50H214V48H213ZM212 50V51H213ZM226 50V51H225ZM9 52H10V50H8ZM8 51H7V53H8ZM199 52V51H198ZM222 52V53H223ZM200 54V53H199ZM211 54V53H210ZM215 54H216V51H215ZM218 54V53H217ZM216 54V55H217ZM208 55H209V52H208ZM216 55H213V56H216ZM197 56H198V58H197ZM4 57V56H3ZM9 57V56H8ZM199 57H200V59H199ZM207 57V56H206ZM212 57V56H211ZM5 58H7V57H5ZM203 60V59H202ZM201 60V61H202ZM200 61V62H201ZM199 62V63H200ZM65 63V62H64ZM202 63V62H201ZM200 63V64H201ZM13 65V64H12ZM202 65V64H201ZM19 66V65H18ZM222 66V67H223ZM13 67V66H12ZM214 67H210L209 69H210V71H212L213 69H214ZM9 68V67H8ZM8 68H6V69H8ZM202 68V67H201ZM205 68H202L203 70H199L198 72H205L206 71V69ZM211 68H213V69H211ZM208 69V68H207ZM216 70L214 69L213 70V72H215L216 73ZM13 71V70H12ZM207 71H209V70H207ZM2 72V71H1ZM205 73H207V72H205ZM212 73V72H211ZM23 74V73H22ZM92 74V73H91ZM198 74H201V73H198ZM204 74V73H203ZM208 74V73H207ZM214 74V73H213ZM212 74V75H213ZM6 75V74H5ZM210 75L211 74H209L208 76H206V78L208 79V80H210ZM22 76V75H21ZM214 76L212 77V79L214 78ZM200 81H199V80ZM212 79H211V83H212ZM218 79V80H219ZM4 81V80H3ZM218 82V81H217ZM219 82H220V80H219ZM211 83L209 84V85H211ZM222 83V82H221ZM204 84V85H205ZM213 84V83H212ZM213 84V85H214ZM217 84V85H216ZM215 85V87L217 88L218 87V83H216ZM220 84V83H219ZM201 86V88H200V90H198L199 89V86ZM208 85V86H209ZM10 86V85H9ZM207 86V84L205 85V87L204 88H202V90H204V89H207L204 93H206V92H208V94L209 93H211L210 91H208V89H209V87L207 88L206 87ZM220 86V85H219ZM215 87L213 88V86L212 87H210L211 88V91L213 92V90L215 89ZM212 88H213V90H212ZM218 88H220V87H218ZM222 88H223V86H222ZM5 90V89H4ZM217 90V89H216ZM219 90V89H218ZM222 91H223V89H222ZM221 91V92H222ZM230 93H229V92ZM214 92H215V90H214ZM217 92H220V90L219 91H217ZM216 92V93H217ZM224 92V93H225ZM203 93V94H204ZM218 94V93H217ZM75 95V94H74ZM202 95V94H201ZM216 95V94H215ZM6 96V95H5ZM212 96H213V94H212ZM211 96V97H212ZM218 96V98H220ZM27 97V96H26ZM81 97V96H80ZM89 97V96H88ZM217 97V96H216ZM215 97V98H216ZM28 98V97H27ZM105 98H108V97H106L105 96ZM112 98H109V99H112ZM205 98V99H204ZM229 98V99H230ZM239 98V99H238ZM9 99V98H8ZM13 99V98H12ZM93 99V98H92ZM4 100V99H3ZM218 101H219V99H217ZM4 101H6V100H4ZM12 101V100H11ZM111 101V100H110ZM201 101H202V103H201ZM209 101V102H210ZM222 101V100H221ZM220 101V102H221ZM230 101V100H229ZM2 102V101H1ZM7 102V101H6ZM136 102H138L137 104L141 107H144L143 108V110H144V112H143V116L142 117H144V118H142L143 119V121H142V119H141V115H142V112H140V111H138L140 108H139V106L137 107V105H135V103ZM208 102V101H207ZM235 102V101H234ZM237 102V103H238ZM105 103V102H104ZM109 103V102H108ZM108 103H105V104H108ZM111 103V102H110ZM118 105H117V104ZM204 103V104H205ZM206 104V105H208V106H210V107H212L213 108V106H211V105H213V104ZM219 103V104H218ZM229 103V102H228ZM230 103V104H231ZM236 103V102H235ZM241 103H239V106H241V109H242V106H243V104L241 105ZM3 104V103H2ZM115 104H116V106H115ZM5 105V104H4ZM27 105V104H26ZM109 105V104H108ZM107 105V106H108ZM7 106V105H6ZM106 106V107H107ZM203 106V108L205 107V109L202 111L201 109H203V108H201ZM142 107H141V111H142ZM4 108V107H3ZM21 108V107H20ZM95 108H97V107H95ZM110 107H108V109H109ZM226 109H227V107H225ZM1 109V108H0ZM111 109H113V108H110V110ZM115 109V108H114ZM118 109H119V107H118ZM121 109V108H120ZM119 109V110H120ZM244 109V108H243ZM243 109H242V111H243ZM6 110V109H5ZM10 110V109H9ZM110 110H109V116H111L112 115V111H111V115H110ZM209 110H208V112H209ZM228 110V109H227ZM229 110V111H230ZM236 110V111H237ZM30 111V110H29ZM102 111V110H101ZM121 111V110H120ZM118 112V114H120V113H122L123 114V112L124 111H122V112ZM201 111V112H200ZM219 111V112H218ZM14 112V111H13ZM20 112V111H19ZM26 112V111H25ZM35 112V111H34ZM106 112V111H105ZM117 112V111H116ZM116 112H113V113H115L116 114ZM27 113V112H26ZM30 113V112H29ZM95 114V113H94ZM115 114H113L112 116L113 117H115V118H117L118 116H119V118L121 117L120 115H116L115 116ZM215 114H213L212 116H213V118H214V115ZM12 115H14V114H12ZM103 115H105V114H102V116ZM107 115V114H106ZM25 116V115H24ZM33 116H35V115H33ZM111 116V119L113 118ZM216 116H218V115H216ZM215 116V117H216ZM12 117V116H11ZM19 117V116H18ZM94 117H95V115H94ZM230 117H228V119L230 118ZM234 119H233V118ZM96 118H97V116H96ZM99 118V117H98ZM104 118H106V117H103V119ZM12 119V118H11ZM14 119V118H13ZM27 119V118H26ZM108 118H106V120H107ZM111 119H110V122L109 123H112L111 122ZM121 119L122 118H120V121H121ZM125 119V120H126ZM216 119V118H215ZM233 119V120H232ZM237 119V120H238ZM97 120H101L100 118L99 119H97ZM119 123H120V121L118 120V119H116ZM123 121V119H122V121L123 122H125L126 124V126L124 125L122 128L124 129V130H126L125 128L127 127V120L126 121ZM171 120V124H173L172 122H174V123H176L177 125H178V127H180V128H177L176 130H178V131H180L181 132V130L183 131V133H184V135H179V133H178V136L176 137V139H175V136L173 137V135H172V137L174 138V139H172V137H171V134L174 132L173 130L176 128H174V126L173 125H170V124H168L169 122L168 121H170ZM12 121V120H11ZM103 120H101V122H102ZM121 121V122H122ZM131 121H134V122H131ZM211 121V122H210ZM22 122V121H21ZM104 122V121H103ZM108 122V121H107ZM106 122V123H107ZM114 122V121H113ZM221 122V123H222ZM232 122H234V124L232 123ZM236 122H238V121H236ZM39 123V122H38ZM109 123H107V124H109ZM149 123H151V121H149ZM148 123V124H149ZM166 124L167 126H166V129H168L169 127H168V125L169 126H171L170 128H174L172 131L171 130H169L168 129V131H170V132H168L166 129L164 130V127L162 126V124ZM223 123H222V126H223ZM228 123V124H229ZM97 124V123H96ZM117 123H116V121H115V123L113 124L114 126L116 125ZM121 124V123H120ZM164 124V125H165ZM176 124H174V125H176ZM216 124V125H215ZM244 124V125H243ZM16 125V124H15ZM98 125V124H97ZM111 125V124H110ZM119 125V124H118ZM118 125H116L117 127H119ZM121 125H123V124H121ZM131 125V126H132ZM219 125V124H218ZM221 125V124H220ZM18 126V125H17ZM82 126V125H81ZM109 126V125H108ZM116 126H115V128H116ZM129 126V125H128ZM130 126V127H131ZM173 126V127H172ZM222 126H219V127H222ZM104 127V126H103ZM112 127V126H111ZM125 127V128H124ZM132 127H135L134 125L132 126ZM168 127V128H167ZM102 128V127H101ZM107 127H105V129H106ZM113 128V127H112ZM136 128H137V126H136ZM140 128V129H141ZM231 128V127H230ZM119 130H120V128H118ZM130 129V128H129ZM129 129H128V131L126 130V132H136L137 130V132H139L140 130L139 129H134V128H132L133 130H135V131H132L131 129V131H129ZM144 128H142L141 130H143ZM146 129V128H145ZM150 129H149V131H150ZM221 129V130H220ZM222 129H223V131H224V133H225V135L223 134V132H221L222 131ZM240 129H241V127H240ZM102 130H103V128H102ZM107 130V129H106ZM111 129H110V127H109V131H110ZM113 130V129H112ZM115 130V129H114ZM116 130H117V128H116ZM156 130V129H155ZM158 130L157 131H155V132H157L158 133ZM234 130V131H233ZM242 130V129H241ZM108 131V130H107ZM146 131V130H145ZM144 131V132H145ZM152 131H150V132H147V133H150L149 135L152 137V134H153V132ZM247 131V132H246ZM112 132V131H111ZM111 132H107V133H111ZM117 132V131H116ZM121 131H119V133H120ZM123 132H125V131H123ZM227 132V131H226ZM134 133H132V136H134ZM141 133H143L142 131H141ZM141 133L139 132V134H136V135H138V136H140V137H142L141 138V140H139L138 138L139 137H136V135H135V137L138 139V141H140V143H137L136 144V142H138V141H136L135 139V137H132V138H130L128 141H125L124 139H128L127 137L126 138H123V140L125 141L124 143H128L130 140L132 141V140H135L136 142H134V141H132V143L134 142V146H135V144H136V146L138 145V144H140L141 145V141H142V143L144 142V141H146V139L149 137V138H151L149 135H148V137H146V139H145V137H144V139L145 140H142L143 139V135H147V134H142V136H141ZM159 133H158V135H159ZM246 133H248V134H246ZM104 134H106V133H104ZM108 134V135H109ZM112 134V133H111ZM116 134H118V133H116ZM121 134V133H120ZM127 134V133H126ZM125 134V135H126ZM186 134V135H185ZM85 135V134H84ZM114 135V134H113ZM175 135V134H174ZM106 136V135H105ZM111 136V135H110ZM109 136V137H110ZM115 137H116V135H114ZM113 136V137H114ZM130 136H131V134H130ZM154 136L152 137V138H154ZM86 137V136H85ZM117 137H118V135H117ZM117 137H116V139H117ZM129 137V136H128ZM159 139V140H162V142H163V145L161 144V146L160 145H158V146H156L157 144H159L160 143V141L159 140H157V138ZM230 137H231V139H230ZM104 138V137H103ZM106 138H107V136H106ZM112 138V137H111ZM119 138V137H118ZM121 138V137H120ZM120 138H119V140H120ZM135 138V139H134ZM242 138V137H241ZM87 139V138H86ZM115 139V140H116ZM122 139V138H121ZM230 139V140H229ZM243 139V138H242ZM110 140V139H109ZM240 140L241 139H239V142H237V141H234L236 144H238V143H241L242 144V142H244L243 140H245V139H243L242 140V142H240ZM245 140V141H246ZM91 141V140H90ZM121 141V140H120ZM159 141V142H158ZM257 141V142H256ZM111 142V141H110ZM118 142V141H117ZM147 142V141H146ZM146 142H144L142 145H144ZM155 142V141H154ZM158 142V143H157ZM94 143V142H93ZM116 143V142H115ZM115 143H112V144H115ZM123 143V144H124ZM153 143V144H152ZM85 144V143H84ZM83 144V145H84ZM122 144V145H123ZM129 144H131L130 142H129ZM147 144H149V143H147ZM147 144H145L144 146L145 147H143L142 145V147H143V149L139 146V148H141V150H143L144 151V149L145 148H147ZM241 144H238L239 146L241 145ZM120 145V144H119ZM132 145V144H131ZM4 146V145H3ZM109 146V145H108ZM112 146V145H111ZM114 146V145H113ZM238 146V147H239ZM97 147V146H96ZM115 147V146H114ZM121 147V146H120ZM120 147H117V149L119 148V149H121ZM150 149H151V147L150 146H148ZM259 147V148H260ZM125 148H126V146H125ZM149 148H147V150H145V152H146V154H147V151L149 150V153H151V151H150V149ZM153 148V149H154ZM187 148V149H186ZM258 148V149H259ZM261 148L259 149V150H261ZM48 149V148H47ZM50 149V148H49ZM96 149V148H95ZM124 149V148H123ZM126 149H128V148H126ZM125 149V150H126ZM159 149V148H158ZM157 149V150H158ZM160 149L157 151V152H155V150H152L153 151V153L155 154V153H157V154H159V155H161L160 157H163V155L162 154H164V153H162V151L160 152ZM258 149H257V153L258 154H256V155H259V152H258ZM89 150V149H88ZM128 150H130V149H128ZM133 150V149H132ZM131 150V151H132ZM134 150L136 151V150H138V147H137V149H135V147H134ZM140 150V152H138V153H140L139 155H140V157H139V159L141 158V159H143V157L145 158V157H147V159H150V158H148L150 155L148 154V156H143L142 155V151ZM245 150H247V149H244L242 152H245L246 153V151ZM18 151V150H17ZM114 151H117V150H114ZM124 151V150H123ZM134 151V152H135ZM139 151V150H138ZM172 151H173V154H174V151H175V153H177L178 152V155H176L177 156V158H173L174 157V155H173V157H170L171 155H172ZM177 151V152H176ZM187 151L189 152V157L187 158ZM261 151V152H262ZM118 153H119V151H117ZM122 152V151H121ZM134 152H132L133 154H134V156H135V154H137V153H134ZM142 152V153H141ZM254 152V153H255ZM262 152V154L264 155V153ZM88 153V152H87ZM116 153V152H115ZM124 153V152H123ZM123 153H121L122 155H123ZM129 153V152H128ZM131 153V154H132ZM182 155H180V154ZM8 154V153H7ZM120 154V153H119ZM125 154V153H124ZM144 154V153H143ZM154 154H153V156H154ZM191 154V155H190ZM262 154H261V156L260 157H263V159H264V156H262ZM83 155V154H82ZM92 155V154H91ZM101 155V154H100ZM159 155H157V157L159 156ZM253 155V156H252ZM85 156V155H84ZM110 156H111V154H110ZM133 156V155H132ZM137 156V155H136ZM142 156V157H141ZM152 156V155H151ZM150 156V157H151ZM152 156V157H153ZM165 156V155H164ZM3 157V156H2ZM13 157V156H12ZM107 157V156H106ZM119 157V156H118ZM126 157V156H125ZM155 158H156V156H154ZM160 157H158L157 159H160ZM248 157H249V159L250 160H248L247 162H246V160L248 159ZM255 157V156H254ZM259 157V158H260ZM110 158V157H109ZM128 158H129V156H128ZM136 158H138V157H136ZM166 159H167V157H165ZM186 158V159H185ZM257 159H258V156L256 157ZM132 159H134V158H132ZM146 159V158H145ZM145 159H143L142 161H144ZM154 159V158H153ZM166 159H164V157H163V159L161 158L160 160H162L161 162H163V160H166ZM167 159V161H169ZM187 159H189L188 161H186ZM252 159H254V158H252ZM95 160V159H94ZM93 160V161H94ZM112 160V159H111ZM130 160V159H129ZM135 161H136V159H134ZM138 160V159H137ZM160 160H158V161H155L154 160V163H155V165H156V163H158V162H160ZM255 161H256V159H254ZM260 162L262 161V160H260V159H258ZM257 160V161H258ZM4 161V160H3ZM70 161V160H69ZM98 161H100V160H98ZM109 161H110V159H109ZM113 161V160H112ZM131 161H133V160H131ZM140 161L141 160H139V161H137V163L139 164L140 163ZM151 162L153 161L152 159L150 160ZM255 161H253L252 160V162L254 163ZM256 162L258 165H256L257 166V168H258V166L262 163V162H264V161H262L261 163L260 162ZM114 162V161H113ZM145 162V161H144ZM148 160L145 162L147 165H148ZM149 162L151 165L153 164L154 165V163L152 162ZM160 162V164H161V166L163 167V166H165V168L164 169H167L166 168V165L163 163V165H162V163ZM9 163V162H8ZM92 163V162H91ZM97 163V162H96ZM130 163V162H129ZM168 163V162H167ZM246 163L248 164V165H246ZM253 163H251V165L253 164ZM60 164H61V162H60ZM123 164H125V163H123ZM133 164V163H132ZM134 164H135V162H134ZM133 164V165H134ZM143 164V163H142ZM141 164V165H142ZM262 164H264V163H262ZM5 165V164H4ZM43 165H45V164H43ZM52 165V164H51ZM127 165H128V163H127ZM254 165V164H253ZM35 166V165H34ZM39 166V165H38ZM121 166V165H120ZM119 166V167H120ZM139 166V165H138ZM137 165H135V167H138ZM144 166H146V165H144ZM144 166H142L143 168H144ZM149 166V165H148ZM261 166V165H260ZM259 166V169L261 168ZM129 167H130V164H129ZM134 167V168H135ZM147 167V166H146ZM145 167V168H146ZM150 167V166H149ZM159 167H160V165H159ZM161 167V169H163ZM250 167V166H249ZM263 168H264V165L262 166ZM7 168V167H6ZM125 168V167H124ZM131 169H132V167H130ZM134 168L132 169V170H134ZM142 168V169H143ZM156 168V167H155ZM152 169L151 168V170L153 171V170H155V172H156V169ZM248 168V169H247ZM252 168H254V166H251V168L250 169H252ZM10 169H11V167H10ZM37 169V168H36ZM44 169H45V167H44ZM47 169H48V167H47ZM103 169V168H102ZM126 169H127V167H126ZM131 169H129V171H131ZM136 169L137 168H135V171H136ZM160 169V170H161ZM163 169V170H164ZM181 169H180V171H181ZM249 169V170H250ZM259 169H257V170H259ZM1 170V169H0ZM79 170V169H78ZM88 170V169H87ZM163 170H162V172H163ZM168 170V169H167ZM167 170H165V171H167ZM189 170V171H188ZM254 170H256V167L254 168ZM253 170V172L255 173V174H252L253 172H250V174H252L251 176H255L256 175V173H258V172H260V170L257 172H255ZM8 171V170H7ZM64 171V170H63ZM123 171V170H122ZM126 171V170H125ZM140 171H142L141 169H140ZM148 171V170H147ZM157 171H159L158 170V165H157ZM169 171V170H168ZM180 171H178V173L180 172ZM252 171V170H251ZM264 171V170H263ZM48 172H49V170H48ZM102 172V171H101ZM124 172V171H123ZM137 172V171H136ZM154 172V173H155ZM161 172V171H160ZM160 172H157V174L158 173H160ZM170 172V171H169ZM169 172H168V174H169ZM261 172H262V170H261ZM4 173V172H3ZM8 173V172H7ZM86 173V172H85ZM114 173V172H113ZM135 173V172H134ZM133 173V174H134ZM139 174H141L140 172H138ZM152 173V172H151ZM163 173H166V172H163ZM173 173V175H175ZM177 173V175H180V173L178 174ZM181 173L183 174V172L181 171ZM185 173L183 174V176H185ZM192 173H188V175L189 174H191V176L192 175H194V174H192ZM200 172H198V174H199ZM263 173V172H262ZM12 174V173H11ZM18 174V173H17ZM16 174V175H17ZM53 174H54V172H53ZM126 174V173H125ZM137 174V173H136ZM142 174L143 175H147V174H144L143 172H142ZM153 174V173H152ZM151 174V175H152ZM156 174V176L158 177V178H160V177H162V176H158ZM172 174V173H171ZM182 174H181V176H178L179 177V179H180V177H181V179L183 178L182 177ZM198 174L196 173V175H195V178L194 179H196V177H198ZM250 174H249V176H250ZM261 174V173H260ZM20 175V174H19ZM47 175V174H46ZM59 175V174H58ZM80 175V174H79ZM122 175V174H121ZM131 175V174H130ZM161 175V174H160ZM163 175H165V174H163ZM167 175V174H166ZM173 175L171 176L172 178H173ZM177 175H175L176 177H177ZM187 175V177H186V180L185 179H183L182 180V183L184 184L187 180H188V178H189V176ZM209 175V176H208ZM211 175V176H210ZM262 175H264V174H262ZM262 175H256V176H262ZM67 176V175H66ZM88 176V175H87ZM86 176V177H87ZM137 176H140V175H137ZM167 176H169V175H167ZM191 176H190V178H191ZM255 176V177H256ZM108 177V176H107ZM106 177V178H107ZM110 177H114V176H110ZM143 177V176H142ZM164 177V176H163ZM166 177V176H165ZM176 177H175V179H176ZM199 177H200V174H199ZM255 177H253L254 179H255ZM262 177H264V176H262ZM262 177H259V178H262ZM5 178V177H4ZM8 178H11V177H8ZM7 178V179H8ZM37 178V177H36ZM60 178H62V175H61V177ZM65 178V177H64ZM72 178V177H71ZM93 178V177H92ZM135 178V177H134ZM138 178V177H137ZM140 178V177H139ZM138 178V179H139ZM147 178L148 177H146V179H145V183L147 184ZM172 178H170V179H172ZM193 178V177H192ZM216 178H214V180L216 179ZM252 178V177H251ZM251 178H249V179H251ZM253 178L251 179L252 181H250L251 183H252V185L253 184H257V183H254L253 181H256V180H253ZM12 179V178H11ZM11 179H9V180H11ZM19 179H21L20 177H19ZM46 179V178H45ZM50 179V178H49ZM59 179V178H58ZM98 179V178H97ZM102 179V178H101ZM108 179V178H107ZM110 179V178H109ZM108 179V180H109ZM137 179V180H138ZM143 179H144V177H143ZM154 179V178H153ZM162 179H165V178H162ZM180 179V180H181ZM201 179V178H200ZM203 179V178H202ZM201 179V180H202ZM217 179L215 180V181H217ZM257 179V178H256ZM34 180H36L35 178H34ZM41 180V179H40ZM62 180V179H61ZM60 180V181H61ZM65 180L66 179H64V182H65ZM104 180H106V179H103V181ZM107 180V181H108ZM135 180V179H134ZM137 180L135 181V182H137ZM156 180V179H155ZM155 180H154V182H155ZM185 180V181H184ZM190 180V179H189ZM189 180H188V185H186L187 187H189ZM196 180H198V178L196 179ZM196 180H193L194 181V183H195V181ZM213 180V179H212ZM212 180L211 181H209L208 183L210 184V182H212ZM247 180V179H246ZM257 180H259V179H257ZM15 181V180H14ZM26 181V180H25ZM38 181V179L35 181L36 183H38L37 182ZM42 181V180H41ZM45 181V180H44ZM48 181V180H47ZM110 181V180H109ZM140 180H138V182H139ZM158 182H159V180H157ZM177 181H179L178 180V178H177ZM199 181V180H198ZM203 181V180H202ZM201 181V182H202ZM249 181V180H248ZM247 181V182H248ZM262 181H263V184H264V180H263V178H262V180H260V182L259 181H256V182H259L260 184H262ZM18 182V181H17ZM23 182V181H22ZM68 182V181H67ZM72 181H70V183H71ZM99 182V181H98ZM149 182H150V180H149ZM162 182V181H161ZM167 182V181H166ZM169 182V181H168ZM175 182H176V180H175ZM26 184V182H23L22 184ZM29 183V182H28ZM31 183H33L32 181H31ZM40 183V182H39ZM49 183V182H48ZM63 183V182H62ZM66 183V182H65ZM72 183H74V180H73V182ZM88 183V182H87ZM86 183V184H87ZM95 183V182H94ZM100 183H102L101 181H100ZM110 183V182H109ZM111 183H113V182H111ZM123 183V182H122ZM134 183V182H133ZM145 183H142V184H140L141 186L143 185V184H145ZM170 183H172L171 181H170ZM181 183V184H182ZM207 183V182H206ZM206 183H204V184H206ZM213 183H215L214 181H213ZM218 183V182H217ZM236 183V184H237ZM13 184V186H14V183H12ZM19 184V183H18ZM17 184V185H18ZM35 184V183H34ZM43 185H44V183H42ZM42 184L41 185H39V187L41 188V186H42ZM96 184V183H95ZM115 184V183H114ZM139 184V183H138ZM177 184V183H176ZM199 184H200V182H199ZM250 184V183H249ZM260 184H258V185H260ZM3 184H1V186H2ZM8 185V184H7ZM6 185V186H7ZM30 185V184H29ZM49 184H47V186H48ZM66 185V184H65ZM97 185V184H96ZM110 185V184H109ZM108 185V186H109ZM118 185V184H117ZM124 185V184H123ZM157 185V184H156ZM185 185H180L179 186V190H180V188H182V189H185L184 187H181V186H185ZM239 185V184H238ZM28 185L26 184V187H27ZM45 187V189H47V188H49V187H47L46 186V183H45V185H44ZM67 186V185H66ZM133 186V185H132ZM136 186V185H135ZM153 186V185H152ZM166 186V185H165ZM171 186V185H170ZM169 186V187H170ZM194 186V185H193ZM192 186V182H191V186L190 187H193ZM197 186H198V184H197ZM203 186V185H202ZM230 186V185H229ZM236 186V185H235ZM242 186V185H241ZM17 187V186H16ZM22 187V186H21ZM20 187V188H21ZM26 187H24V185H23V189H24V192L22 191V195L25 197V195L23 194V193H26L27 192V188ZM29 187H31V185L29 186ZM32 187H34V185L32 186ZM36 187H37V185H36ZM128 187V186H127ZM134 187V186H133ZM139 187V186H138ZM172 187V186H171ZM174 188L175 187H178L177 185H175V186H173ZM186 187V188H187ZM189 187V188H190ZM228 187V186H227ZM3 188H4V186H3ZM7 188H8V186H7ZM19 188V187H18ZM44 188H41V189H44ZM52 188V187H51ZM51 188H49V189H51ZM61 188V187H60ZM63 188H65V187H63ZM67 188V187H66ZM69 188H70V186H69ZM84 188H86V187H84ZM119 188H120V186H119ZM194 188H197V187H193V193H194ZM244 188V187H243ZM254 188V187H253ZM0 189H2L1 187H0ZM8 189H11V188H8ZM7 189V190H8ZM15 189V188H14ZM31 189V188H30ZM33 189V188H32ZM49 189H47L48 191H49ZM79 189V188H78ZM109 189H110V187H109ZM134 189H137V188H134ZM142 189H143V187H142ZM149 189V188H148ZM147 189V190H148ZM178 189V188H177ZM188 189V188H187ZM199 189H200V187H199ZM199 189H196V190H199ZM207 189V188H206ZM244 189H247L246 187L244 188ZM262 189V188H261ZM22 190V189H21ZM39 190V189H38ZM37 190V191H38ZM64 190V189H63ZM63 190L62 189H60V191L61 192H63ZM66 190H68V188L66 189ZM70 190V189H69ZM151 190V189H150ZM178 190V191H179ZM189 190V189H188ZM187 190V191H188ZM252 190H254V189H252L251 188V191ZM6 191V190H5ZM4 191V192H5ZM13 191V189H11V192ZM35 191V190H34ZM46 191V190H45ZM52 191H55V190H53V188H52ZM58 191V190H57ZM56 191V192H57ZM59 191V192H60ZM71 191H73V190H71ZM129 191V190H128ZM127 191V192H128ZM143 191H144V189H143ZM153 191V190H152ZM164 191V190H163ZM177 191V192H178ZM202 191V190H201ZM206 191V190H205ZM215 191H217V190H215ZM251 191H248V192H251ZM261 191V190H260ZM1 192V191H0ZM9 192H10V190H9ZM9 192H7V193H9ZM10 192V194L8 195V196H10L12 193H15L16 192V190H15V192H12L11 193ZM17 192H18V189H17ZM19 192H20V190H19ZM43 192V194H46V193H44V191H42ZM47 192V191H46ZM51 192V191H50ZM50 192L48 193L47 192V194L48 195H50ZM64 192H65V190H64ZM63 192V193H64ZM67 192V191H66ZM65 192V193H66ZM126 192V193H127ZM131 192V191H130ZM147 192V191H146ZM149 192V191H148ZM185 192V191H184ZM198 192V191H197ZM210 192V191H209ZM209 192H208V195H209ZM211 192H212V190H211ZM246 192V195L248 194L247 193V190L245 191ZM30 193V191L29 192H27V194H26V198H28V194ZM67 193H69V191L67 192ZM143 193V192H142ZM141 193V194H142ZM161 193V192H160ZM159 193V194H160ZM180 193V192H179ZM190 193V192H189ZM191 193H192V190H191ZM213 193H214V191H213ZM258 193V192H257ZM257 193H255L254 191H252V194H253V196L252 197H254L255 195L254 194H257ZM16 194V193H15ZM39 194V193H38ZM45 195V196H48V195ZM52 194V193H51ZM53 194H55V193H53ZM60 194V193H59ZM70 194L72 195V193L70 192ZM73 194H76V193H73ZM106 194V193H105ZM123 194V193H122ZM133 194V193H132ZM150 194H153V193H149L148 195L150 196ZM156 194V193H155ZM163 194V193H162ZM165 194V193H164ZM178 194V193H177ZM177 194H175V195H177ZM181 194H183V193H180V196H182ZM198 194V193H197ZM199 194H202V193H200L199 192ZM205 194V193H204ZM206 194H207V192H206ZM222 194V193H221ZM245 194V193H244ZM250 194V193H249ZM12 195H14V194H12ZM11 195V197H14V196H12ZM18 195H19V193H17V196L15 195V197H17L19 200H21V198H19L18 197ZM35 195V194H34ZM40 195V194H39ZM58 195V194H57ZM65 195H67V194H65ZM65 195H63L64 197H65ZM113 195H116V194H113ZM123 195H126L125 193L123 194ZM128 195V194H127ZM148 195H146V197L145 198H147V196ZM166 195V194H165ZM164 195V196H165ZM219 195H220V193H219ZM224 194H222V196H223ZM260 194L258 193V196L256 197V199H255V201L256 202H258L259 203V205L260 206H262L263 208H264V197L262 196V197H260L259 196ZM261 195H262V192H261ZM29 196H30V194H29ZM38 196V195H37ZM42 196V195H41ZM62 196V197H63ZM72 196H74V195H72ZM72 196H70V197H72ZM76 196V195H75ZM117 196V195H116ZM120 196H121V193H120ZM197 196H200V195H197ZM196 196V197H197ZM203 196V195H202ZM211 196H213V197H215L214 196V194L213 195H211ZM20 197H21V193H20ZM34 197H36V196H33V198H31V200L32 199H35ZM43 197V196H42ZM67 197V196H66ZM83 197V196H82ZM176 197V196H175ZM175 197H172L171 198V200L173 199V198H175ZM217 197V196H216ZM219 197V196H218ZM223 197H225V196H223ZM229 197V196H228ZM236 197V196H235ZM234 196H232V198H235ZM246 197H249L248 195L246 196ZM251 197V198H252ZM4 198V197H3ZM5 198H7L6 196H5ZM25 198V199H26ZM38 198V197H37ZM44 198V197H43ZM52 198V197H51ZM50 198V199H51ZM61 198V197H60ZM120 198V197H119ZM130 198V197H129ZM155 198V197H154ZM165 198V197H164ZM220 198V197H219ZM226 198V197H225ZM229 198H231V197H229ZM229 198H226V200L228 201L229 200ZM255 198V197H254ZM11 199V198H10ZM16 199V198H15ZM18 199H16V201L18 200ZM22 199H23V197H22ZM40 199H42V198H40ZM46 200H48V198H45ZM44 199V200H45ZM65 199V198H64ZM64 199L62 198L61 199V201L63 200L64 201ZM131 199H132V197H131ZM166 199V198H165ZM178 199V198H177ZM220 199H222V198H220ZM9 199H7V201H8ZM36 200V199H35ZM46 200L44 201V202H46ZM57 200V199H56ZM66 200V199H65ZM150 200H151V197H150ZM150 200H148V201H150ZM154 200V199H153ZM181 200V199H180ZM187 200H188V198H187ZM231 200V199H230ZM234 200V199H233ZM232 200V201H233ZM236 200V199H235ZM234 200V201H235ZM238 200V199H237ZM1 201V200H0ZM3 201H4V199H3ZM11 201L13 202V200L11 199ZM16 201H15V204H16ZM22 202H23V200H21ZM25 201V200H24ZM38 201H39V199H38ZM59 200H57V202H58ZM134 200H132V202H133ZM170 201V200H169ZM175 201V200H174ZM179 201V200H178ZM223 201V200H222ZM10 202V201H9ZM11 202V203H12ZM54 202V201H53ZM52 202V203H53ZM78 202H80V201H78ZM129 202H130V200H129ZM128 202V203H129ZM144 202V201H143ZM154 202V201H153ZM157 202V201H156ZM155 202V203H156ZM167 202V201H166ZM229 202V204H231V205H234L233 204V202H230V201H228ZM6 203V202H5ZM18 203V202H17ZM24 203V206H25V203L27 204V203H29V202H27V200L25 201V202H23ZM30 203H31V201H30ZM34 203V202H33ZM38 203V202H37ZM39 203H40V201H39ZM49 203V202H48ZM50 203H51V201H50ZM62 203V202H61ZM66 203V202H65ZM141 203V202H140ZM158 203V202H157ZM187 203V202H186ZM237 202H235V204H236ZM15 204H13V205H15ZM20 204H22V203H20ZM20 204H18V206L20 205ZM32 204V203H31ZM63 204V203H62ZM70 206H71V202H69L68 203ZM67 203H66V206L68 205ZM150 204H153V203H150ZM160 205H161V203H159ZM185 204V203H184ZM3 205H5V204H3ZM12 205V204H11ZM13 205H12V207H13ZM30 205V204H29ZM28 205V206H29ZM33 205V204H32ZM41 205V204H40ZM50 205V204H49ZM77 205V204H76ZM162 205H163V203H162ZM161 205V206H162ZM180 205V204H179ZM206 205L207 204H205V207H206ZM15 206H17V205H15ZM24 206H22L21 208H20V206L18 207V209L20 208V210L24 207ZM27 206V205H26ZM25 206V207H26ZM31 206V205H30ZM34 206H36L35 204H34ZM42 206V205H41ZM47 206V205H46ZM57 206H59V205H57ZM63 206V205H62ZM69 206V207H70ZM79 207H80V205H78ZM78 206H76V207H78ZM83 206H85V204L83 205ZM153 206V205H152ZM174 206V205H173ZM225 206V205H224ZM239 206H243V205H239ZM43 207V206H42ZM49 207V206H48ZM156 207V206H155ZM172 207V206H171ZM235 207V206H234ZM240 207V209H242ZM8 208H9V206H8ZM32 208V207H31ZM34 208V207H33ZM33 208L31 209V210H33ZM51 209L53 208V207H50ZM61 208V207H60ZM74 208V207H73ZM162 208V207H161ZM178 208V207H177ZM181 208V207H180ZM188 208V207H187ZM236 208H239V207H236ZM245 208V207H244ZM243 208V209H244ZM13 209H15V208H13ZM12 209V210H13ZM24 209V208H23ZM38 209H40V208H38ZM42 210H43V208H41ZM48 209V208H47ZM55 209V208H54ZM57 209V208H56ZM83 209H84V207H83ZM82 209V210H83ZM110 209V208H109ZM138 209V208H137ZM165 209V208H164ZM183 209V208H182ZM203 209H205L204 208V206H203ZM209 208H208V206H207V210H208ZM212 208L210 207V209L208 210V212H210V210H211ZM230 209V208H229ZM11 210V209H10ZM27 210V209H26ZM28 210H30L29 208H28ZM27 210V211H28ZM30 210V212H32ZM37 210V209H36ZM41 210V211H42ZM81 210V211H82ZM130 210V209H129ZM159 210V209H158ZM177 210V209H176ZM213 210H214V214H215V209L213 208L212 210H211V212H213ZM1 211V210H0ZM16 211V210H15ZM26 211V212H27ZM51 211V210H50ZM50 211H49V214H50ZM55 211V210H54ZM60 211H62V210H60ZM80 211V212H81ZM85 211V210H84ZM151 211V210H150ZM163 211V210H162ZM168 211H170V210H168ZM173 211V210H172ZM180 211V210H179ZM201 211V210H200ZM206 211V210H205ZM224 211H225V209H224ZM235 211H236V209H235ZM239 211V213H240V210H238ZM17 212V211H16ZM21 212H22V210H21ZM23 212H25V210L23 211ZM39 213H40V211H38ZM38 212H35V213H38ZM78 212V211H77ZM220 212H222V211H220ZM229 212V211H228ZM242 212V211H241ZM245 212V211H244ZM244 212H242V213H244ZM29 213V212H28ZM47 214H48V212H46ZM67 213V212H66ZM73 213H74V211H73ZM79 213V212H78ZM77 213V214H78ZM84 213V212H83ZM130 213V212H129ZM132 213H133V211H132ZM154 213H156L155 211H154ZM153 213V214H154ZM174 215H176L174 212H172ZM180 213H182V212H180ZM232 213V212H231ZM19 215H20V213H18ZM59 214V212L57 213V215ZM61 214V213H60ZM82 214V213H81ZM145 214V213H144ZM187 214V213H186ZM190 214V213H189ZM209 214V213H208ZM223 214H224V212H223ZM238 214V213H237ZM263 214V215H262ZM261 214V217H263L264 216V213H262ZM1 215V214H0ZM14 214H12V216H13ZM25 215V214H24ZM29 215H31V214H29ZM41 215H43V213L41 214ZM53 215V214H52ZM88 215V214H87ZM177 215H178V212H177ZM182 215V214H181ZM218 215H220V213H218ZM222 215V214H221ZM240 215H241V213H240ZM243 215L244 214H242V218H243ZM252 215H254V214H252ZM3 216V215H2ZM26 216V215H25ZM35 216V215H34ZM39 216V215H38ZM48 216V215H47ZM55 216V215H54ZM73 216V215H72ZM165 216V215H164ZM168 216V215H167ZM169 216H170V214H169ZM173 216V215H172ZM190 216V215H189ZM222 216H224V215H222ZM238 215H236L235 217H237ZM245 216V215H244ZM250 216V215H249ZM249 216H248V218H249ZM11 217V216H10ZM17 217H18V215H17ZM22 217V216H21ZM20 217V218H21ZM30 217V216H29ZM49 217V216H48ZM47 217V218H48ZM65 217V216H64ZM74 217V216H73ZM139 217V216H138ZM137 217V218H138ZM152 217V216H151ZM171 217V216H170ZM192 217V216H191ZM224 217H226V216H224ZM227 217H229V216H227ZM257 217V216H256ZM1 218V217H0ZM12 218V217H11ZM35 218V217H34ZM39 218V217H38ZM41 218V217H40ZM42 218H43V216H42ZM59 218H60V216H59ZM66 218V217H65ZM70 218V217H69ZM119 218V217H118ZM175 218V217H174ZM193 218V217H192ZM207 218V217H206ZM223 217H221V219H222ZM229 218H231V216L229 217ZM228 218V220L230 221V219ZM239 218H241V217H239ZM251 218H252V216H251ZM255 218V217H254ZM259 218V220H260V217H258ZM5 219H6V217H5ZM31 219V218H30ZM29 219V220H30ZM80 219H82V218H80ZM160 219V218H159ZM176 219V218H175ZM204 219V218H203ZM235 219H237V218H235ZM245 219H246V216H245ZM61 220H63L62 218H61ZM69 220V219H68ZM73 220V219H72ZM71 220V221H72ZM193 220H195V219H193ZM192 220V221H193ZM224 220V219H223ZM240 220V219H239ZM5 221V220H4ZM8 221V220H7ZM22 221V220H21ZM27 221V220H26ZM44 221V220H43ZM64 221V220H63ZM90 221V220H89ZM136 221V220H135ZM182 221V220H181ZM183 221H184V219H183ZM205 221V220H204ZM220 221H222V220H220ZM225 221V220H224ZM231 221H232V219H231ZM247 221V220H246ZM249 221H250V219H249ZM12 222V221H11ZM41 222V221H40ZM54 222V221H53ZM59 222V221H58ZM65 222V221H64ZM66 222H69V221H67L66 220ZM196 221H194V223H195ZM212 222V221H211ZM216 222V221H215ZM242 222V221H241ZM17 223H18V221H17ZM49 223H50V221H49ZM55 223V222H54ZM59 223H61V222H59ZM69 223H72V222H69ZM75 223H77V222H75ZM192 223V222H191ZM217 223V222H216ZM218 223H220V222H218ZM238 223V225H240V226H243L242 224H240V221H238V222H236L235 224H237ZM247 223V222H246ZM255 223V222H254ZM40 224V223H39ZM45 224V223H44ZM57 224V223H56ZM68 224V223H67ZM74 224V223H73ZM72 224V225H73ZM235 224L233 223V225L235 226ZM251 225H252V223H250ZM60 225V224H59ZM69 225V224H68ZM131 225V224H130ZM208 225V227L210 226L209 224H207ZM216 225V224H215ZM214 225V226H215ZM248 225H249V223H248ZM255 225V224H254ZM1 226V225H0ZM4 226V225H3ZM26 226V225H25ZM36 226V225H35ZM44 226V225H43ZM82 226V225H81ZM101 226V225H100ZM258 226V225H257ZM260 226V225H259ZM261 226H263V225H261ZM54 227V226H53ZM90 227V226H89ZM213 227V226H212ZM238 227V226H237ZM256 227V226H255ZM80 228H82V227H80ZM94 228V227H93ZM211 228V227H210ZM242 228V227H241ZM245 228V227H244ZM257 228V227H256ZM23 229V228H22ZM64 229V228H63ZM77 229V228H76ZM75 229V230H76ZM88 229V228H87ZM91 229V228H90ZM205 229H207V227L205 228ZM243 229V228H242ZM253 229V228H252ZM80 230V229H79ZM114 230V229H113ZM245 230H246V228H245ZM251 230V229H250ZM256 230V229H255ZM71 231V230H70ZM90 231V230H89ZM247 231V230H246ZM257 231V230H256ZM260 231H261V229H260ZM122 232V231H121ZM234 232V231H233ZM76 233V232H75ZM101 233V232H100ZM232 233V232H231ZM254 233V232H253ZM84 234V233H83ZM258 234H260V233H258ZM258 234H256V235H258ZM78 235V234H77ZM261 235V234H260ZM259 235V236H260ZM263 235V234H262ZM262 235H261V237H262ZM63 236V235H62ZM72 236V235H71ZM196 236V235H195ZM2 237V236H1ZM48 237V236H47ZM70 237V236H69ZM121 237V236H120ZM10 238V237H9ZM123 238V237H122ZM172 238V237H171ZM263 238V237H262ZM24 239V238H23ZM88 239V238H87ZM105 239V238H104ZM191 239H193V238H191ZM71 240V239H70ZM103 240V239H102ZM156 240V239H155ZM6 241V240H5ZM9 241H11V240H9ZM15 241V240H14ZM45 241V240H44ZM18 242V241H17ZM60 242V241H59ZM7 243V242H6ZM32 244V243H31ZM42 244V243H41ZM116 244V243H115ZM10 245H12V244H10ZM16 245V244H15ZM117 245V244H116ZM38 246H40V245H38ZM60 246V245H59ZM153 246V245H152ZM42 248V247H41ZM132 248V247H131ZM28 249V248H27ZM33 250V249H32ZM140 250V249H139ZM44 251V250H43ZM21 252V251H20ZM41 252V251H40ZM56 253V252H55ZM11 255V254H10ZM21 256V255H20ZM40 256V255H39ZM138 257V256H137ZM263 257V256H262ZM144 258V257H143ZM16 259V258H15ZM207 259H208V257H207ZM44 260V259H43ZM76 260V259H75ZM143 260V259H142ZM209 261V260H208ZM136 262V261H135ZM169 263V262H168ZM134 264V263H133ZM183 264V263H182Z\"/></svg>",
  "mask_w": 264,
  "mask_h": 264
}]
</instances>
